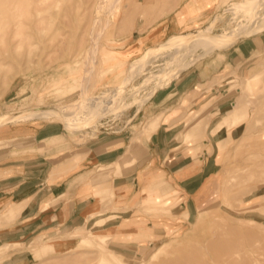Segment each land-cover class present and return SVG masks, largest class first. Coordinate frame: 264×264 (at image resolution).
Here are the masks:
<instances>
[{
    "label": "rangeland",
    "instance_id": "rangeland-1",
    "mask_svg": "<svg viewBox=\"0 0 264 264\" xmlns=\"http://www.w3.org/2000/svg\"><path fill=\"white\" fill-rule=\"evenodd\" d=\"M111 1L105 3L107 7L104 5L101 12L87 9L91 0H62L60 6L51 11L43 9L42 1H34V19L46 16L39 29L35 28L33 20L25 29L33 35L23 43H18L21 37H13L11 42L8 38L7 46L0 42V117L32 111L25 117L13 115L0 124L1 159L5 153L8 154L4 159H13V153L18 150L16 142L25 140L15 137L31 134L41 127L52 136L44 144L58 154L56 162H59L77 152V145L108 135H123L138 143L135 152L140 154L146 140L169 118L168 113L177 121L183 120L181 128L177 129L178 138L198 122L197 132L202 133L188 139V143H200L207 137L209 121L213 118L216 123L220 118L222 112L218 114V111L222 103L228 110L242 98L248 121L228 142V149L218 152L216 174L205 188L209 189L207 199L191 217L186 213L172 215V206L181 198L165 203L133 201L124 208L127 212L130 210L125 226H136L132 232L113 235L111 229L101 231L108 226L107 221L120 219L116 213L105 215L109 209L106 208L102 216H88L75 227H58L60 231L48 236H34L28 245L2 244L0 260L10 264L8 259L12 254L23 250L21 255H30L20 264H155L161 256H180L191 246L223 237L240 243L242 253L249 252L252 264H264V181L261 179L264 164L254 166L261 161L264 163V51L237 66L224 65L225 50L264 30V0H253L251 4L247 0H119L113 13L109 9ZM71 3L75 4L73 14L64 16ZM245 3L252 11L242 9ZM251 13L257 17L251 18ZM95 16L107 17L108 22L93 64L95 77L87 80L84 91L91 35L95 33L88 22ZM58 26L62 28L55 31ZM209 26L215 34L241 33L228 45L211 51L200 46L181 60L179 52L176 54L177 43L169 40L174 36L197 34ZM154 47L158 53L147 55L144 63L137 66L139 71L130 86L123 85L124 69L134 58ZM187 49L183 48L189 53ZM115 56H119L118 59H114ZM169 66L174 70L163 75ZM193 68L200 72L203 83L182 94L180 101L167 111L153 112L148 107L159 88L171 85L174 78ZM247 78L251 79L250 85L246 83ZM110 93L114 95L112 104L107 112H102L100 109L108 104L106 99ZM72 106L77 109H69ZM39 107L55 110L50 116L39 117L36 112ZM249 122L254 125L253 136L245 140L243 135ZM209 147L215 150L217 144ZM38 150L44 152L45 146L39 144ZM127 160L131 159L127 157ZM163 180V184L152 189L154 193L155 189L163 190L164 197L172 191L166 179ZM140 208L145 213L158 214L162 222L165 221L164 233L159 239L153 240L151 235L142 239L141 228L136 223ZM15 212L14 207H10L4 214L5 220ZM84 236L93 239L105 236L108 240L103 245L83 243ZM110 249L116 250L115 254Z\"/></svg>",
    "mask_w": 264,
    "mask_h": 264
},
{
    "label": "crops",
    "instance_id": "crops-1",
    "mask_svg": "<svg viewBox=\"0 0 264 264\" xmlns=\"http://www.w3.org/2000/svg\"><path fill=\"white\" fill-rule=\"evenodd\" d=\"M260 51H264V30L241 39L225 50L224 65L237 66ZM211 63L214 64V60ZM203 82L204 78L200 77L196 68L184 71L173 79L171 85L159 88L148 107L153 112L167 111L180 101L182 94ZM225 105H220L219 113L226 110ZM168 114L169 118L162 121L137 155L138 143L134 144L123 135H108L94 138L86 145H77V152L56 162L58 154L44 144L52 138L45 128H35L36 131L31 134L15 137L25 140L16 142L18 150L13 153L14 158L4 159L8 154L5 153L4 162L0 165V209L3 207L0 211V246L5 243L28 245L34 236H48L60 231L58 227H75L93 212L106 208L109 209L105 215L116 213L120 219L107 221L105 224L108 226L101 231L111 229L113 235L128 230L132 232L136 226H125L130 219L127 215L130 210L127 212L124 208L133 201L165 203L181 198L172 206V215L186 213L191 217L206 201L209 189L205 188L212 182L218 168V151L209 145L229 135L233 137L242 124L232 129L225 127L214 137L207 133L200 143H188L177 136V129L181 128L183 120L177 121L174 115ZM39 144L45 146L44 152L38 150ZM123 156L131 159L130 164L122 165L118 170V161ZM101 167L106 170H101ZM164 178L172 193L163 197V190L155 189L154 193L152 188L163 184ZM144 187L154 195V200L143 199ZM10 207H14L16 212L5 220L4 214ZM136 217L142 239L151 235L153 240H157L164 233L165 221L162 222L158 214L142 210ZM22 251L12 254L14 258L8 259L10 264H20L29 258L30 254L21 255ZM0 264L5 263L0 260Z\"/></svg>",
    "mask_w": 264,
    "mask_h": 264
},
{
    "label": "bare ground",
    "instance_id": "bare-ground-1",
    "mask_svg": "<svg viewBox=\"0 0 264 264\" xmlns=\"http://www.w3.org/2000/svg\"><path fill=\"white\" fill-rule=\"evenodd\" d=\"M34 1H37V2L42 1L44 3L43 9L45 11H51L52 9H55V7L56 8L59 7L61 2H62V0H0V42H2L4 45L7 46L9 44L7 42L8 38L10 39V42H11L13 37L14 38L21 37V39L18 41V43L22 42L24 39L30 38V36L33 34L28 33L30 31H26L28 29V28L26 29V25L29 23L33 24L32 23L33 20H34L33 25H35V28L37 30L39 29L40 23L45 20L46 16L34 19V10H33L34 8L32 6V3ZM107 1H109V0H91L90 6H87V9H91L93 12L94 11L101 12L102 8L104 9V5ZM251 1H253V0H247V2L249 4H251L250 3ZM118 2H119V0H112L110 2L109 9L111 12L115 11ZM202 2H204V0H202ZM248 3L247 4L245 3V5H243L244 8H242V9H246L247 11H252L249 8H247ZM235 7H236V3L232 7V10H234ZM74 9H75V4H73V3L69 4L66 7L64 16H66L67 13L73 14ZM39 10H40V8L38 7L37 11L35 13L36 15L38 14ZM256 17L257 16H255L254 13L253 14L251 13V18H256ZM106 19H107V17H106ZM106 19H104L100 16L99 17L95 16V17L91 18V20H89V22H88L89 26H91V28L95 31V33L91 35L92 45H91V51L88 55V67L86 68V70L84 72L85 79H86L84 82L85 84L83 86L84 91L88 85L87 82L92 79L91 78L92 76L95 77V74H94L95 73V67L93 64L95 63V58L97 57L100 38L103 35V30L105 31V29H106L105 27L107 26L108 20H106ZM29 27H30V25H29ZM248 27H250V26H248ZM61 28H62L61 26H58L55 28V31L60 30ZM248 30H250V29H248ZM242 31L245 32V30H242ZM238 33H241V31L234 32V33L233 32H230V33L225 32L222 34H215L211 30V27L209 26L197 34H192V35H188V36H184V35L183 36H181V35L180 36H174L169 41L171 43H177L176 49L178 51L176 54H178V52H179L178 55H179V57L181 56L180 59L182 58L184 60L186 55L194 52L200 46L206 48L207 51H211L217 46L228 45L234 40V36H240ZM38 34H39V31H38ZM241 36H245V35H241ZM170 42H169V44H170ZM164 45L165 44L160 45L159 48H162ZM184 47L188 48L187 51L189 53H187L183 50ZM157 51L158 50H156L154 47V48L149 49L146 54L139 56L137 58H134L133 62H131V64H130V66L127 69H124L123 72H126V76H125L126 81L123 83L121 82V83L123 85L126 84V86L129 87L133 77L136 75V72L139 71L137 69V66L139 67L140 64L144 63V59L147 57V55L152 56L154 54H157L158 53ZM175 56H176V58L178 57L177 55L174 54V57ZM118 57L119 56H115L114 59H118ZM174 57H172V59H174ZM173 66H175V64ZM173 66L167 67L166 72H164L162 74L166 75L168 71L174 70ZM246 83L248 85H250L251 79L247 78ZM113 98H114L113 93H110L106 99V102H108V104L105 105L104 108H101L100 111L107 112V110L110 108V106L112 104ZM69 109H77V108L72 106ZM54 110L55 109H52V108L39 107L36 110V112L38 111L37 114L39 117H47V116H50L49 114L54 112ZM244 110H247L245 108V102L242 98H240L239 101L237 102V104H235L231 109H228L227 111H225L222 114H219V112H218V114L221 116L216 121V123H213L214 122V120H213L212 125L210 124L212 121V118H211V120L209 121L210 126L208 128H206L205 134L207 135V133H209L211 137H214L215 134H217L219 131H221L225 127H227L228 129H232L236 126L243 124L245 121H248V111L244 112ZM31 112L32 111H20V112H15V113H11V114H6L2 118L0 117V124L5 123V121L8 118L12 117L13 115H16L18 118H20V117H25L29 114H32ZM70 116L72 118H74V115H70ZM49 128L50 127L48 126V129ZM198 128H199V124L197 122L194 125H192L189 130H186L181 134V139L184 141H187L191 137L201 134L202 132H197ZM253 131H254V125L251 122H249L248 123V129L245 132V134L243 135L244 139L246 140L247 138H251L253 136ZM144 139H146L145 135H144ZM231 140H233V138H232V136L229 135L228 138L220 139L219 141H217L216 142L217 151L220 152V151H225L226 149H228V147H229L228 142ZM263 144H264V142H263ZM125 164H128V165L130 164L129 161L127 160V156H123L121 158V160L118 161V170H119V167H121L122 165H125ZM263 164L264 163L261 161V162H258V164H254V166H261ZM101 170H102V168H101ZM261 179L264 181V175L261 177ZM91 184H92V182H91ZM230 191H228V192H230ZM142 195H143L144 200H148V201L154 200V195L152 193H149L145 187L142 189ZM231 199H233V198H231ZM238 199H240V198H238ZM102 211H105V209H103ZM102 211L93 212L89 216L91 218H94L96 216L97 217L102 216L103 215ZM115 215L119 216L118 214H115ZM231 229L232 228H230L229 231H232ZM98 239L96 237L93 239L91 236H84L82 242L83 243L84 242L85 243H98L99 245H103L108 240V238L105 236L99 237ZM240 246H242V245L240 243H237V241H232V240H228V239H224L223 237L222 238L220 237V238L215 239V240H210L208 244L199 243L195 246H191L192 248H187V250H185V252L180 256H170V257L161 256L159 258V261L156 262L155 264H252V261L250 260L249 252L242 253L243 251H241ZM115 251L116 250L112 249L111 250L112 254H115Z\"/></svg>",
    "mask_w": 264,
    "mask_h": 264
}]
</instances>
